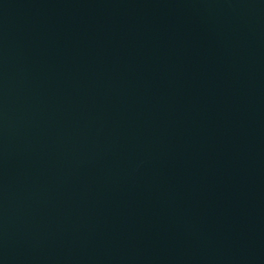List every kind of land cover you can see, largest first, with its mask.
I'll use <instances>...</instances> for the list:
<instances>
[{
    "label": "water",
    "instance_id": "1",
    "mask_svg": "<svg viewBox=\"0 0 264 264\" xmlns=\"http://www.w3.org/2000/svg\"><path fill=\"white\" fill-rule=\"evenodd\" d=\"M0 264H264V0H0Z\"/></svg>",
    "mask_w": 264,
    "mask_h": 264
}]
</instances>
